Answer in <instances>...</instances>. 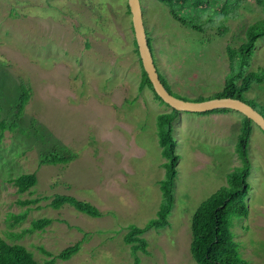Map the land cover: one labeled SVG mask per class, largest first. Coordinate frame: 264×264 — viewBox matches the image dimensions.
<instances>
[{
  "label": "rangeland",
  "instance_id": "1",
  "mask_svg": "<svg viewBox=\"0 0 264 264\" xmlns=\"http://www.w3.org/2000/svg\"><path fill=\"white\" fill-rule=\"evenodd\" d=\"M140 3L154 63L171 90L191 99L226 95V47H238L245 27L264 10L254 0H239L231 16L214 22L225 25L219 32L209 24L204 31L181 24L158 0ZM127 9V0H0V237L23 244L39 262L50 257L42 249L56 255L77 245L53 264H195L193 212L241 164L235 149L241 112L180 111L172 130L178 161L168 225L141 234L146 251L125 242L128 229L153 218L162 202L157 114L170 110L139 86ZM181 14L199 22L188 10ZM192 14L206 18L218 10ZM240 60L235 57L236 70ZM262 68L264 37L243 70ZM21 83L30 96L17 119ZM243 97L264 114V80L252 81ZM249 137L248 214L234 218L231 230L241 257L264 264V132L252 122ZM53 156L65 159L45 160ZM29 172L36 183L19 192L12 178ZM57 194L89 202L99 214L69 203L53 208ZM41 217L50 223L31 229Z\"/></svg>",
  "mask_w": 264,
  "mask_h": 264
},
{
  "label": "trees",
  "instance_id": "2",
  "mask_svg": "<svg viewBox=\"0 0 264 264\" xmlns=\"http://www.w3.org/2000/svg\"><path fill=\"white\" fill-rule=\"evenodd\" d=\"M168 6L171 16L183 25L189 26L197 30H203L205 24L209 26H216L219 32H222L225 27L215 25V21L222 18L226 19L234 13L239 0H158ZM258 6L264 10V0H254ZM224 6V11H220V6ZM217 9V16H210L204 18L201 14H192V11L205 9ZM128 8V6H127ZM129 12V9H127ZM189 11V14L194 18L200 17L203 22L199 20L191 22L182 16L183 11ZM209 21V23H208ZM213 21V23H211ZM132 27V26H131ZM132 29V28H131ZM243 41L236 48L227 46L226 51L229 60V71L225 76V85L227 86V96L239 98L255 108L252 101L246 100L243 97V92L246 91L252 81L262 82L264 80V68L256 71L244 72L243 66L246 60L252 55L256 41L260 37H264V17L254 20L245 27ZM149 47L151 42L147 37ZM134 50L138 54L135 39H133ZM241 57L238 62V69H235V57ZM139 58V55H138ZM140 63V88L148 86L154 95L161 101V98L154 92L152 84L149 81L145 71ZM159 78L166 89L173 95L190 100H202L204 97L187 98L171 90L166 77L158 71ZM29 88L27 85L20 84L19 100L15 105V117L18 119L25 105L29 100ZM225 96L220 92L214 93L212 97ZM228 108L212 109L205 112L227 111ZM259 111V110H258ZM260 112V111H259ZM262 113V112H260ZM179 114V111L170 108L169 111H163L157 114V136L158 142L161 146V153L165 158L163 163L164 177L160 181V190L162 194V202L153 218H150L144 225H132L124 235L125 242L131 244L135 251L140 248L146 251V240L141 237V234L149 228H160L168 225V215L173 207L174 196L173 188L176 176V165L178 155L175 153V138L173 137V121ZM264 116V114L262 113ZM15 121V120H14ZM16 122V121H15ZM12 123V127L15 126ZM252 121L246 116H243L242 126L237 139L235 149L241 159V164L233 168L226 175V184L215 190L210 196L200 202L191 219V241L190 253L195 264H249L241 257L238 250V243L233 238L231 230L232 221L236 217H246L248 208L246 203V196L249 190V183L247 176L249 175L250 164L246 152V145L251 131ZM5 123H0V128H4ZM63 158L56 156L47 157V162L55 163ZM13 183L17 186L19 192L26 191L30 186L36 183V174L33 172L21 173L12 178ZM33 201H37L34 199ZM63 203H69L77 210L97 216L99 214L96 207L89 202L79 200L70 195L57 194L52 197L50 205L53 208H58ZM50 223V219L41 217L31 222V229H41ZM42 262L37 261L29 249L23 244L17 242H7V240L0 237V264H53L56 257L67 259L77 250V245L69 246L61 250L56 255H50ZM138 263V262H135Z\"/></svg>",
  "mask_w": 264,
  "mask_h": 264
},
{
  "label": "water",
  "instance_id": "3",
  "mask_svg": "<svg viewBox=\"0 0 264 264\" xmlns=\"http://www.w3.org/2000/svg\"><path fill=\"white\" fill-rule=\"evenodd\" d=\"M127 6L131 14L132 30L142 68L151 82L154 92L164 103L178 111L205 112L218 108L234 109L257 124L264 132V116L262 113L239 98L225 95L221 97H209L202 100H190L175 96L169 92L161 82L157 67L154 63L145 31L146 27L144 26L140 0H127Z\"/></svg>",
  "mask_w": 264,
  "mask_h": 264
},
{
  "label": "crops",
  "instance_id": "4",
  "mask_svg": "<svg viewBox=\"0 0 264 264\" xmlns=\"http://www.w3.org/2000/svg\"><path fill=\"white\" fill-rule=\"evenodd\" d=\"M180 112V111H179Z\"/></svg>",
  "mask_w": 264,
  "mask_h": 264
}]
</instances>
